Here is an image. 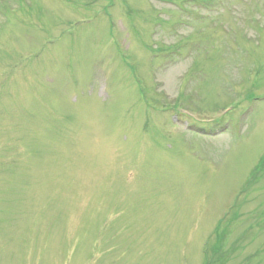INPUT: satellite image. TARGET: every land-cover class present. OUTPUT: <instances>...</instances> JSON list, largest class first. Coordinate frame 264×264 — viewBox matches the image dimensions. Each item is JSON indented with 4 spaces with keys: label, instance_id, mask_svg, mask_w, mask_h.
I'll list each match as a JSON object with an SVG mask.
<instances>
[{
    "label": "rangeland",
    "instance_id": "374dc122",
    "mask_svg": "<svg viewBox=\"0 0 264 264\" xmlns=\"http://www.w3.org/2000/svg\"><path fill=\"white\" fill-rule=\"evenodd\" d=\"M263 155L264 0H0V264H264Z\"/></svg>",
    "mask_w": 264,
    "mask_h": 264
},
{
    "label": "trees",
    "instance_id": "16d2710c",
    "mask_svg": "<svg viewBox=\"0 0 264 264\" xmlns=\"http://www.w3.org/2000/svg\"><path fill=\"white\" fill-rule=\"evenodd\" d=\"M254 171H255V174L253 173V176L255 178H256L257 175L259 176L260 173L264 171V158L261 159V162L259 163V165L256 167V169ZM221 233L222 232H219L218 234L221 235ZM209 245L210 246H209L208 251H207V252H209V254H207V255H209L208 259H210L208 261V264H211L210 261L213 260V259L214 260L215 259H220L222 257V255H223L224 251H223V249H221L222 248L221 244H218V243H215V242H214V244H212L211 242H209ZM205 264H207V260H206Z\"/></svg>",
    "mask_w": 264,
    "mask_h": 264
}]
</instances>
